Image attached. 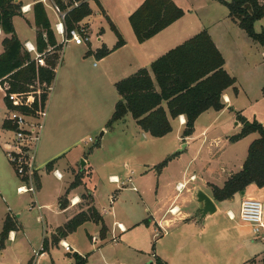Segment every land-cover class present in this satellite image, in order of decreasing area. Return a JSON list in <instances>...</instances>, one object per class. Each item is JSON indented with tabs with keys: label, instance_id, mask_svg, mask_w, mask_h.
Here are the masks:
<instances>
[{
	"label": "crops",
	"instance_id": "0c3cea01",
	"mask_svg": "<svg viewBox=\"0 0 264 264\" xmlns=\"http://www.w3.org/2000/svg\"><path fill=\"white\" fill-rule=\"evenodd\" d=\"M84 1V3L89 5L92 12L76 24L77 26H84L89 37L87 42L80 45L73 41L60 44L61 37L55 33L54 29L57 16L49 7L44 5L54 30L57 44L54 47H49V50L43 52V55L46 56L49 53L59 54L56 70L61 64L62 66L56 84L58 89L55 91L56 94L53 93L52 95L49 118L37 150L39 166L37 202H40L39 195L44 194L42 166L45 165V170L53 171V173L54 170H58L61 173V177H55L62 180L64 176L60 167H64V165L62 164L61 166V162L68 154L71 155L75 146V144H72L73 138L71 134L66 131L67 119L72 112L71 108L66 109L67 104L65 103L67 92L71 88L69 86H73L75 81L91 80L100 86L101 89L104 87L106 91L108 89L116 95V106L121 99L116 88V84L119 81L134 75L141 68L149 69L152 78L155 80V74L151 70V65L155 60L201 31L207 30L225 58V69L236 79L235 85L223 92L222 98L225 107L221 110L210 108L201 113L195 121L193 133L187 137H183L186 116L180 115L175 119H171L173 126L171 132L175 130V124H177L178 134L180 135L179 144H175V146H181L182 144L180 143L184 142L187 144L183 151L160 172L156 171L154 167L159 164V159L165 156L166 159L170 155L168 153L170 150H164L161 157L155 156V160H151L149 163L143 161L140 163V167L135 165L137 170H139L138 178L133 176L136 173V169H134L135 166L130 163L129 159L138 158L135 154L139 152L140 148L135 147L139 144L129 145L132 148V153L128 156L130 157L128 159L126 157L123 161L119 162L116 160L115 162L113 159L107 158L102 165H110L112 173L109 174V178L115 176L127 181L124 187L118 188L116 186L113 189L110 195L111 210L108 208L100 210L96 205L95 193L87 186L86 178L94 175L93 165L96 164L94 162L93 164L91 163L89 156L85 158V166L80 168L82 173L87 170L86 173L89 176L87 175L83 178L82 184L70 189L68 193V199L70 195L72 205L62 209L59 205V200L67 193L70 184L78 173L75 168H73V177L63 187L57 188L54 194L57 196L64 192L58 198L60 211L68 213L63 224L79 212L87 210L89 206H95L103 215L108 227L106 237L111 234V240L114 243L120 240L123 241V239L135 238L134 231L141 226H145L146 224L143 221L148 218L150 222L148 226H153L155 231L158 229L155 234L159 235V238L156 239L157 250L152 253V257L155 259L160 257L168 264H261L264 261V246L259 242H264L257 239L253 234L252 227L241 220L240 209L242 201L247 197L256 198L264 203V186L259 187L255 183H251L244 191L237 192L232 198L222 201L215 199L212 186L223 187L231 175L243 168L250 144L259 137V133L254 132L238 141L232 142L230 140V137L239 133L242 128V123L237 119L239 114L250 120L257 119L262 123L264 122V106L258 104L255 96L251 98L254 94L250 90L242 87L240 75L242 72L243 76H247L254 84V79L259 84V81H264V47L253 40L239 26V22L230 15V10L222 12L217 5H214L212 9H207L206 3H209L207 0H173L184 10V15L144 42L138 41L129 18L145 0ZM224 1L229 2L231 0ZM16 2L21 4V12L13 18L17 36L24 44V48L26 43H30L37 48L38 27L35 24L34 4L41 1L16 0ZM22 6H27V11H23ZM50 10L54 13V18H52ZM17 18L21 19L24 28L29 29L23 36L17 29ZM111 22L117 27L125 40V44L117 49H113L118 42V36L112 30ZM233 26H236V28H232ZM8 36L0 27V54L4 51L3 40ZM82 45H85L84 49L81 48ZM73 47L80 51L78 58L73 57L72 54L67 55L69 48L73 49ZM103 48L109 49L110 52L103 57H99L97 53ZM254 50H256L255 52L258 55L256 59L253 58ZM31 55L33 58L35 57L34 53H31ZM8 105L5 99V91L0 86V139L2 142L0 144V195L5 200H3L5 203L0 201V211L2 212L0 216L3 225L8 215L15 216L19 225L20 216L15 215L13 210L21 205L20 197L24 195L17 192L21 178L17 175L9 160H4L3 158L6 157L3 154L5 152V143L12 136L10 127L5 125L8 116ZM247 108L255 110L247 113L245 112L249 110ZM259 109H263V111L258 112L257 110ZM128 121L134 123L136 132L150 135L137 124L131 112H128L122 119L109 127L114 128V126L119 124L122 131L125 132L129 128ZM106 131L107 129L103 132L101 140L105 136ZM1 135H4V138H1ZM93 153L94 151H92L91 155H94ZM53 160L52 167L49 169L48 164ZM178 164L180 168L176 172L170 173L171 169ZM180 164L182 165L180 166ZM67 167L69 168L68 165H66ZM151 171L154 172V175L151 174ZM154 178H156V181ZM180 182L186 183V187L181 193L177 190V185ZM84 188H87L92 196V203L86 208L72 211L74 206L82 202ZM127 189L140 192L146 214L141 215L137 219L126 217L127 221L116 220L115 222L124 226V231H120L118 227L112 229L106 219V215H115L120 203L121 193ZM149 189L156 190L153 200L150 201L147 199ZM198 189H202L209 194L218 208L213 215L203 221H199L198 216H195L199 206L196 201ZM113 194L116 195V198L112 203L111 197ZM75 198H78L79 201L75 202ZM180 199L182 200L180 201ZM40 205L44 206L43 203ZM20 229L21 227H19ZM56 229L51 234L44 236L43 241L45 238L51 237L56 232ZM19 230L11 231L7 240L16 241ZM114 235H117V241L113 240ZM106 237H102V239H106ZM66 238L61 241L68 242ZM91 240L96 243L98 238L91 236ZM71 245L73 251H66L69 255L68 264L74 263L71 260V253L77 252L84 256L75 245ZM53 246L51 245L49 250ZM222 251H225L224 255L221 253ZM149 264H156V261L152 260Z\"/></svg>",
	"mask_w": 264,
	"mask_h": 264
},
{
	"label": "trees",
	"instance_id": "16d2710c",
	"mask_svg": "<svg viewBox=\"0 0 264 264\" xmlns=\"http://www.w3.org/2000/svg\"><path fill=\"white\" fill-rule=\"evenodd\" d=\"M61 2L60 0H58ZM230 10V15L239 22V26L247 34L264 47V30L258 32L255 23L264 17V3L258 0H221ZM64 7V6H63ZM21 12V4L16 0H0V27L9 35L3 40L4 51L0 54V86L8 87L9 91H27L30 85L47 82L52 83L59 55L53 53L46 57V65H38L30 52L24 48L15 31L14 16ZM88 4L82 3L67 14L66 23L69 28L75 26L91 14ZM35 24L37 32V50L43 53L57 44L54 30L42 2L34 4ZM184 15V10L173 0H145L131 15L130 23L139 42L155 36ZM112 30L118 36V42L113 49L125 44V40L117 27L111 22ZM110 52L103 48L97 55L103 57ZM225 58L217 48L211 35L203 30L183 44L155 60L151 70L141 68L134 75L116 84L121 99L115 106L114 113L108 122L111 126L122 119L128 112L143 131L154 137H163L173 130L171 119L180 115L186 116L183 137L193 133L195 121L207 109L221 110L225 107L223 92L235 85L236 79L224 67ZM157 85V87H156ZM242 123L239 133L230 137L232 142L257 132L259 137L249 146L248 156L243 168L231 175L223 187L213 185V195L222 201L232 198L237 192L255 183L264 186V124L257 119H248L238 115ZM6 126L9 122L6 121ZM99 146V144L97 145ZM181 152L175 151L168 155L156 167L160 172L168 163ZM54 160L48 164L51 169ZM83 173H77L70 184L67 193L59 200V205L65 209L69 205L68 193L82 184ZM84 198V196H82ZM89 197L92 196L89 193ZM92 201V199H91ZM86 221L101 225L100 235L105 238L108 227L103 215L95 206H89L59 226L50 238L43 241V251L57 245L69 234L75 232ZM149 224V219L143 221ZM15 216L8 215L0 232V249L5 248V241L11 231L19 230ZM155 249V247H153ZM73 264H87L88 256L75 252L71 255ZM156 264H168L160 257Z\"/></svg>",
	"mask_w": 264,
	"mask_h": 264
},
{
	"label": "rangeland",
	"instance_id": "374dc122",
	"mask_svg": "<svg viewBox=\"0 0 264 264\" xmlns=\"http://www.w3.org/2000/svg\"><path fill=\"white\" fill-rule=\"evenodd\" d=\"M207 2H209L206 3L207 9H212L214 8V5H217L222 12H228L229 10V8L219 0H207ZM49 12L51 13L52 18H54V13H52L51 10ZM16 26L18 31L21 33V36H23L25 32L29 31L28 28H24L22 21L19 18L16 19ZM232 28H236V26H233ZM255 29L258 32L264 30V17L255 24ZM70 48L67 55L69 56V54H72L73 57L78 58L80 51L74 47L73 49ZM81 48L84 49L85 45H82ZM255 51L256 50L253 52L254 59L258 56ZM50 56H52V53L44 56V59ZM61 66L58 67V70H56L52 82V91H50L47 105V117L45 119L44 129L46 128L47 119L49 118L52 95L53 93L56 94L55 91L58 89L56 84ZM240 75L242 87L250 90L251 93L254 94L252 96L250 95L251 98L255 96L258 104L264 106V81H259V84L254 79V84L247 76L244 77L242 72ZM69 87L71 88H69V91L67 92V100L65 103L67 104L66 109L71 108L72 112L67 119L66 131L71 134L73 138L72 144H75V146L72 149L71 155L68 154L61 162V166L63 164L64 167H60V170H62L64 178L62 180L58 179L55 177L53 171H46L45 165L42 166L41 171L44 175V194L42 193V195H39L40 202L36 204L34 201L36 200L38 190L35 195L28 193L20 197L21 205L17 206V208L13 210V213L20 216L19 225L21 229L18 231L19 233L16 241L7 240L6 248L0 249V264H68L69 255L66 253L61 243L53 246L50 250L43 251L42 242L44 236L54 232L56 227L64 223V219L68 215L66 212H61L58 207V198L64 192L56 196L54 194L55 190L63 187V185L68 183V181L73 177V168L80 173L82 161H84L88 156L91 163L93 164L94 162L96 164L93 165L94 175L90 178H86L87 186L95 193L97 207L100 210H104L105 208L111 210L110 195L117 184L111 183L109 178V174L112 173L110 165H102L107 158H111L115 162L116 160L119 162L121 160L123 161L126 157L128 159L130 158L128 156L132 153V148L129 145L139 144L135 147L140 148L138 150L139 152L136 150L138 153L135 154L138 158L129 160L132 165L140 167L139 165L143 161L149 163V161L155 160V156L161 157L164 150H170L168 153L171 154L186 143H180L182 144L181 146H175V144H179L180 136L178 134L177 124H175V130L173 132L163 137H154L152 135H145L140 132H136L134 130L135 125L134 123H131V121H128L129 128L125 132L122 131L120 127L121 125L119 124L114 126V128H111L108 126V122L112 117V113L115 108L116 95L114 93H111L108 89L106 91L104 87L101 89L100 86L96 85V83L91 80L75 81L73 86ZM9 88L10 86L6 87L7 90H9ZM254 110L255 109H249L245 112L251 113ZM257 111L262 112L263 109H259ZM228 126L226 127V130ZM105 129H107L106 134L101 140V133L104 132ZM2 137L4 138V135H1V138ZM0 144H2L1 139ZM98 144L99 146H97ZM92 151H94V155H91ZM3 154L6 156L5 152H3ZM165 157L159 159L158 163L165 159ZM3 158L4 160H8L7 156ZM66 165H68L69 168H66ZM181 165L182 164H180V166ZM136 166L134 168L136 169V173L133 175L134 178L139 177V170H137ZM11 168L13 167L11 166ZM179 168L178 164L175 168L171 169L170 173L176 172ZM154 169L157 171L156 167H154ZM86 171L87 170L83 173V178L88 175ZM151 174L154 175V172L151 171ZM154 180L156 181V178H154ZM129 186H131V184H129ZM83 190L84 198L82 202L74 206L72 211H78L81 208H86V206L92 203L91 198L89 197L88 189L84 188ZM155 191V189L148 190V201L153 200ZM179 193H181V191ZM3 200L4 199H2L0 195V201L4 202L5 200ZM181 200L182 199H180V201ZM39 203L44 204L43 208H38ZM69 205H72L70 195ZM145 214L146 212H144L140 192L127 189L121 193L120 203L117 207L115 215H106V219L112 229H114L117 227V222H115L116 220L127 221L126 217H131L130 219H137L141 215ZM0 215H2L1 211ZM2 222L3 221L0 216V230H2ZM100 229V224L89 221L79 226L75 232L66 238V241L75 245L84 254V256H88L87 264H149L152 260L156 261V259L152 257V253L157 250L158 244L156 239L159 238V235L155 234L158 232V229L155 231L153 226H148V224L141 226L139 229L134 231L135 238L123 239V241L120 240L117 243H114L111 240V234H108L106 239H102L100 236ZM91 236L98 238L96 243L91 240ZM259 243L264 246V243ZM153 247H155V249H153ZM36 251L46 253L45 255L38 257L35 253ZM221 253L224 255L225 251H222ZM70 255H72V253ZM71 258V260L75 262V259L73 257ZM261 264H264V261Z\"/></svg>",
	"mask_w": 264,
	"mask_h": 264
},
{
	"label": "built area",
	"instance_id": "2783aa9c",
	"mask_svg": "<svg viewBox=\"0 0 264 264\" xmlns=\"http://www.w3.org/2000/svg\"><path fill=\"white\" fill-rule=\"evenodd\" d=\"M40 1L57 16L54 29L55 33L61 37L60 44L73 41L80 45L89 40L84 26L76 25L69 28L66 23L67 14L84 3V0ZM258 1L264 3V0ZM22 10L27 11V6H22ZM25 48L30 54H35L33 59L38 65L47 66L46 58L44 59L43 53L37 51L36 46L26 43ZM56 69L55 67V72ZM2 88L5 89V99L9 104L7 121L10 123V132L12 134L5 143V153L17 175L21 178L17 192L19 194L31 193L35 195L37 192V175L39 173L37 150L44 131L52 83H40L37 81L36 84L30 85L27 91H9L5 86ZM54 174L58 178L61 177V173L58 170H54ZM110 180L116 183L118 188L124 187L127 182L115 176H111ZM185 187L186 183L180 182L177 185V190L180 192ZM115 198L116 195L113 194L111 197L112 203ZM34 202L35 204L38 203L37 200ZM38 208H43V206L38 204ZM240 218L252 227L254 236L264 242V203L253 197L245 198L241 203ZM117 227L120 231L125 230L121 223H117ZM113 240H118L117 235L113 236ZM61 244L65 251H73L72 245L68 242L61 241ZM35 253L38 257L44 255L43 252L36 251Z\"/></svg>",
	"mask_w": 264,
	"mask_h": 264
},
{
	"label": "water",
	"instance_id": "95a60500",
	"mask_svg": "<svg viewBox=\"0 0 264 264\" xmlns=\"http://www.w3.org/2000/svg\"><path fill=\"white\" fill-rule=\"evenodd\" d=\"M103 135V132L101 133V136ZM187 143H184L181 148H179L177 151H183V149L186 147ZM85 166V160L82 161V168ZM196 201L199 204L195 216H198L199 221H203L207 217L213 215L217 211V205L215 201L212 199L209 194H207L204 190L198 189L196 192Z\"/></svg>",
	"mask_w": 264,
	"mask_h": 264
},
{
	"label": "bare ground",
	"instance_id": "6f19581e",
	"mask_svg": "<svg viewBox=\"0 0 264 264\" xmlns=\"http://www.w3.org/2000/svg\"><path fill=\"white\" fill-rule=\"evenodd\" d=\"M74 200H75V202L79 201V199H78V198H77V199L75 198Z\"/></svg>",
	"mask_w": 264,
	"mask_h": 264
}]
</instances>
